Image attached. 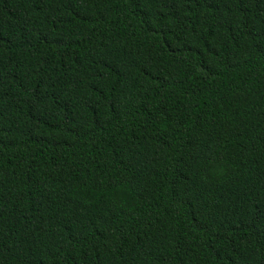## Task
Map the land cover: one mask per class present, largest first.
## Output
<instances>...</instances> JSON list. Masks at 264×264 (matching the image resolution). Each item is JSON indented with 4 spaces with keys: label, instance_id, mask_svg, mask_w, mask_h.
<instances>
[{
    "label": "trees",
    "instance_id": "16d2710c",
    "mask_svg": "<svg viewBox=\"0 0 264 264\" xmlns=\"http://www.w3.org/2000/svg\"><path fill=\"white\" fill-rule=\"evenodd\" d=\"M0 264H264V0H0Z\"/></svg>",
    "mask_w": 264,
    "mask_h": 264
}]
</instances>
